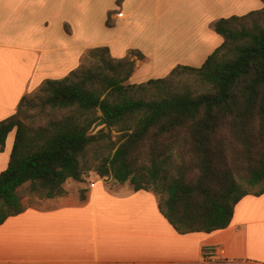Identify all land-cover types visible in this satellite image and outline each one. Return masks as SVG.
<instances>
[{
	"label": "trees",
	"instance_id": "1",
	"mask_svg": "<svg viewBox=\"0 0 264 264\" xmlns=\"http://www.w3.org/2000/svg\"><path fill=\"white\" fill-rule=\"evenodd\" d=\"M261 1L260 9L212 22L222 42L199 67L178 64L133 84L135 60L101 45L88 50V63L44 80L33 98L23 95L0 121V152L14 131L0 172V224L32 207L22 201L24 185L39 199L60 197L68 179L93 171L157 196L179 234L226 228L240 199L264 193ZM36 106L64 113L33 128L21 116ZM100 118L105 126L88 134Z\"/></svg>",
	"mask_w": 264,
	"mask_h": 264
},
{
	"label": "crops",
	"instance_id": "2",
	"mask_svg": "<svg viewBox=\"0 0 264 264\" xmlns=\"http://www.w3.org/2000/svg\"><path fill=\"white\" fill-rule=\"evenodd\" d=\"M248 7L257 10L263 3L0 0V121L15 113L23 95L46 79L68 75L79 66L88 47L101 46L76 38L80 17L110 16L115 28L125 24L143 30L152 24L158 31L164 30L158 26L168 23V15L176 16L178 9H185L182 15L188 19L184 26L178 27L175 20L172 24L185 31L181 39L187 45L202 47L204 54L197 60L202 64L222 42L211 31L212 22L246 14L252 11ZM152 16L154 20L149 19ZM13 139L14 131L0 152V172L7 167ZM95 184L84 200L48 198L43 208L28 207L8 217L0 224V264H264V193L240 199L226 228L179 234L160 213L152 193H135L148 203L139 209V216L134 211L112 215L111 210H100L104 202L96 199ZM204 250L211 254L204 257Z\"/></svg>",
	"mask_w": 264,
	"mask_h": 264
},
{
	"label": "rangeland",
	"instance_id": "3",
	"mask_svg": "<svg viewBox=\"0 0 264 264\" xmlns=\"http://www.w3.org/2000/svg\"><path fill=\"white\" fill-rule=\"evenodd\" d=\"M252 9L255 8L248 7V10ZM184 11L187 12L185 9H178L176 16L168 15V23L158 26L164 28V30L158 31L154 30L152 24H148L143 30L125 24L118 25V28H115L116 26L110 16L88 15L86 17H80L81 25L79 27L81 29L80 31H76V38L85 41V43H102L101 45L107 46L111 55L116 58H121L126 55L131 56L135 60V69L133 80H129V82L131 81L130 83L138 84L149 78H163L178 64L193 67H199L201 65L197 63L199 62L197 60L204 54L202 47H194L192 44L187 45V42L181 39L185 31H180L178 27L180 24L183 27V21L188 19L182 15ZM149 19L154 20L155 17L152 16ZM174 20L178 27L172 24ZM211 31H214L212 27ZM220 38L222 37L220 36ZM211 46L214 47L215 45ZM92 47H88L82 54L80 63H88L85 56ZM134 50L140 51L145 55H143L142 59H137L134 57L133 52H131ZM35 93L36 90L28 93L27 96L33 98ZM63 113V111L53 110L49 107L41 108V106H36L28 110L26 114H23L21 119L26 125L36 128L45 126L50 120L59 119ZM95 182V185H97L95 190L96 199L104 202L102 204L104 207L100 208L101 211L106 212L111 210L113 212L112 215L134 211L137 215L140 212L139 209H142L143 204L148 206V203L143 198L135 195L137 191H134L129 182L119 184L112 177H100L93 171L85 175L83 181L68 179L63 184L66 192L64 196L69 199H80L81 195L86 196L88 194L91 189V184ZM19 192L25 204H30L36 208L44 207L45 199H39L37 195L30 193L27 185H24ZM155 197L157 201L158 197ZM116 201H119V203H116ZM120 202L123 203L120 204ZM149 203L154 208L153 200H149Z\"/></svg>",
	"mask_w": 264,
	"mask_h": 264
},
{
	"label": "water",
	"instance_id": "4",
	"mask_svg": "<svg viewBox=\"0 0 264 264\" xmlns=\"http://www.w3.org/2000/svg\"><path fill=\"white\" fill-rule=\"evenodd\" d=\"M104 126H105V120L104 118H100L99 120L93 123V125L88 131V134H94L97 130L101 129Z\"/></svg>",
	"mask_w": 264,
	"mask_h": 264
},
{
	"label": "built area",
	"instance_id": "5",
	"mask_svg": "<svg viewBox=\"0 0 264 264\" xmlns=\"http://www.w3.org/2000/svg\"><path fill=\"white\" fill-rule=\"evenodd\" d=\"M209 254H211V251H209V250H204V257H207Z\"/></svg>",
	"mask_w": 264,
	"mask_h": 264
}]
</instances>
